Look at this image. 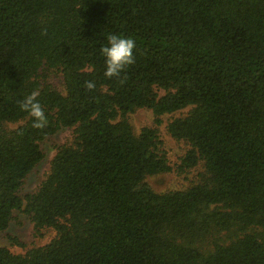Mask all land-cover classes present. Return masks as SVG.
<instances>
[{
	"label": "trees",
	"instance_id": "1",
	"mask_svg": "<svg viewBox=\"0 0 264 264\" xmlns=\"http://www.w3.org/2000/svg\"><path fill=\"white\" fill-rule=\"evenodd\" d=\"M117 33L136 41L123 84L100 53ZM33 91L42 129L17 104ZM187 107L167 131L187 144L178 170L203 171L154 191L145 179L171 167L156 128L135 134L128 114ZM63 127L73 143L20 195ZM14 211L55 236L0 246V264H264V0H0V231Z\"/></svg>",
	"mask_w": 264,
	"mask_h": 264
},
{
	"label": "rangeland",
	"instance_id": "2",
	"mask_svg": "<svg viewBox=\"0 0 264 264\" xmlns=\"http://www.w3.org/2000/svg\"><path fill=\"white\" fill-rule=\"evenodd\" d=\"M44 80L51 83L55 88L62 89L63 82L61 74L55 70H46ZM160 94L163 91H159ZM189 107L160 116V123H156L155 115L149 108H138L128 114L129 123L135 134L141 127L150 126L157 130V135L161 141L160 149L165 154L171 170L165 173L148 176L145 181L157 192H164L176 189H185L198 179V175L203 171V164L199 162L195 167L185 172L178 170L177 165L181 156L187 149V144L181 140L174 139L167 131V123L174 117L185 114ZM17 124H9L14 127ZM74 138L73 127H63L53 135L44 139L41 149L44 153L42 161L26 176L20 188V195L32 193L37 190L41 181L49 171L50 162L55 155L58 146L71 145ZM55 236V230L45 227L36 231L34 224L28 213L14 211L8 227L0 231V246L8 248L14 254H23L34 246H42ZM19 242V244L17 243Z\"/></svg>",
	"mask_w": 264,
	"mask_h": 264
},
{
	"label": "clouds",
	"instance_id": "3",
	"mask_svg": "<svg viewBox=\"0 0 264 264\" xmlns=\"http://www.w3.org/2000/svg\"><path fill=\"white\" fill-rule=\"evenodd\" d=\"M107 44L100 49L101 55L105 58L106 78H118L123 84L125 78H121L127 66L134 63L133 50L136 47V41L130 36L122 34H108L106 37ZM86 90H94L96 85L93 81H86L84 85ZM38 91H33L22 100H18L17 104L21 111L26 112L33 120L32 128L42 129L46 127L48 121L45 112L37 100Z\"/></svg>",
	"mask_w": 264,
	"mask_h": 264
}]
</instances>
